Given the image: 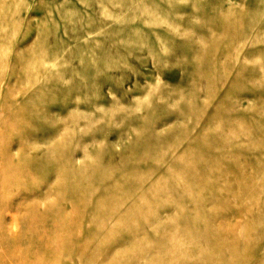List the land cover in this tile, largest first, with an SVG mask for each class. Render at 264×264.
<instances>
[{"label":"rangeland","instance_id":"obj_1","mask_svg":"<svg viewBox=\"0 0 264 264\" xmlns=\"http://www.w3.org/2000/svg\"><path fill=\"white\" fill-rule=\"evenodd\" d=\"M0 264H264V0H0Z\"/></svg>","mask_w":264,"mask_h":264}]
</instances>
